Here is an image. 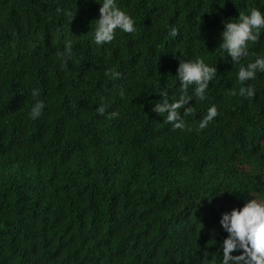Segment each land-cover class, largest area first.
<instances>
[{
  "label": "trees",
  "instance_id": "16d2710c",
  "mask_svg": "<svg viewBox=\"0 0 264 264\" xmlns=\"http://www.w3.org/2000/svg\"><path fill=\"white\" fill-rule=\"evenodd\" d=\"M102 3L0 0V264H221L223 214L264 201V72L238 80L264 29L238 64L219 44L264 0H115L136 31L98 45ZM201 58L217 74L203 101L189 86L192 130L173 131L152 109L179 98L180 59Z\"/></svg>",
  "mask_w": 264,
  "mask_h": 264
},
{
  "label": "clouds",
  "instance_id": "9594fccd",
  "mask_svg": "<svg viewBox=\"0 0 264 264\" xmlns=\"http://www.w3.org/2000/svg\"><path fill=\"white\" fill-rule=\"evenodd\" d=\"M101 5L100 16L95 20L94 41L96 44L112 42L117 29L125 33L136 31L132 17L118 8L115 0H103ZM249 12L250 14L239 13L236 22L232 20L224 22V31L221 33L222 42L219 47L228 53L233 64H238L242 58L249 55V42H258L261 29H264V14L255 7L251 8ZM69 18L74 20L71 14H69ZM178 34L177 28L170 29L172 37H176ZM65 55L67 58L72 55L70 42L66 45ZM258 70L264 72V57H257L246 67L241 66L238 71L239 82L243 84L247 80L255 79ZM216 74L217 68L208 66L202 58L194 62L180 59L177 69V77L180 82L179 98L169 102L168 93L163 92L161 94L163 99L160 103L155 104L152 111L159 116L166 114L165 122L173 125V131L178 129L191 131V128L186 127L185 120L179 111L184 108V117L194 111L192 107H186L192 100V97L188 95V88L195 85L194 95L198 100L203 101L207 98L205 90ZM105 75L112 79L120 77V73L113 69H108ZM119 94L121 98L124 97L123 90ZM238 94L251 99L254 96V88L251 86L241 87ZM31 95L36 98L39 95V90L33 89ZM229 95L235 96L237 92L232 90ZM44 106L43 101L36 100L31 108L30 117L33 120L40 117ZM96 111L98 114L104 115L105 104L101 103ZM217 115L218 110L215 105L208 108L206 115L199 122L198 129H205ZM118 116L119 112H112L107 118L114 119ZM220 225L228 233L222 244L223 259L221 264H264V201L252 199L242 208H234L230 213L223 214ZM237 250H242V254L233 256L232 253ZM212 264H215V257H213Z\"/></svg>",
  "mask_w": 264,
  "mask_h": 264
}]
</instances>
